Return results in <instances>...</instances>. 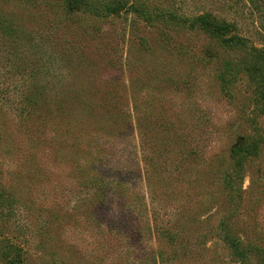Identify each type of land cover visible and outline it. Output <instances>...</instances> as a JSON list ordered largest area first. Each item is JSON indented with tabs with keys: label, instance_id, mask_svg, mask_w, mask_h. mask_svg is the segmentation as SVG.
I'll use <instances>...</instances> for the list:
<instances>
[{
	"label": "rangeland",
	"instance_id": "1",
	"mask_svg": "<svg viewBox=\"0 0 264 264\" xmlns=\"http://www.w3.org/2000/svg\"><path fill=\"white\" fill-rule=\"evenodd\" d=\"M147 1L264 49V0ZM245 55L195 25L0 0V233L24 264H260L222 242L264 250V104ZM247 137L236 210L224 179Z\"/></svg>",
	"mask_w": 264,
	"mask_h": 264
},
{
	"label": "trees",
	"instance_id": "2",
	"mask_svg": "<svg viewBox=\"0 0 264 264\" xmlns=\"http://www.w3.org/2000/svg\"><path fill=\"white\" fill-rule=\"evenodd\" d=\"M66 10L68 13L80 12L92 16H115L119 14H127L133 18L143 21L152 22L154 20L163 19L173 25L183 27H199L214 38L218 45L229 52H245L248 60L241 64V68L245 73L256 83L255 94L256 104H264V49L256 48L249 44L247 40L241 39L232 34L231 27L225 22L217 21L210 18L208 15H198L192 18H184L175 15L174 13L156 10L150 5L147 0H65ZM245 57V58H246ZM231 71V70H230ZM230 73L227 72L221 78L223 82L227 83ZM259 104V105H260ZM257 140L243 139L233 151V155L237 158L235 161V172L225 176V186L230 190V196L235 199V207L238 208V201L240 195L236 182L238 174L243 170V163L249 157H255L257 153ZM232 155V156H233ZM237 210V209H236ZM224 225V224H223ZM5 238L0 233V260L7 264H24L23 251L6 242ZM222 242L225 243L232 255L239 259H244L248 254L260 255V264H264V250L257 246H251L250 243L245 242L243 238H231L227 234L223 236Z\"/></svg>",
	"mask_w": 264,
	"mask_h": 264
}]
</instances>
